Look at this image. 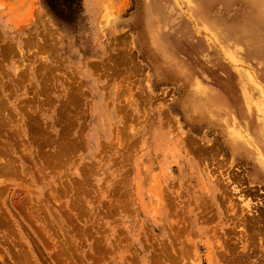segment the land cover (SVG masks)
Returning a JSON list of instances; mask_svg holds the SVG:
<instances>
[{
	"label": "rangeland",
	"instance_id": "374dc122",
	"mask_svg": "<svg viewBox=\"0 0 264 264\" xmlns=\"http://www.w3.org/2000/svg\"><path fill=\"white\" fill-rule=\"evenodd\" d=\"M156 2L0 0V264H264V0Z\"/></svg>",
	"mask_w": 264,
	"mask_h": 264
},
{
	"label": "bare ground",
	"instance_id": "6f19581e",
	"mask_svg": "<svg viewBox=\"0 0 264 264\" xmlns=\"http://www.w3.org/2000/svg\"><path fill=\"white\" fill-rule=\"evenodd\" d=\"M164 5H157L156 4H152L151 6H149L148 8V13H149V27H153L152 29V35L155 37V39H160L161 38V33L162 30L161 28H164L163 25H169V26H173L175 24V20L170 21L168 19V21H165L163 16L161 15L163 10H165V4L167 5V2H165V0H163ZM250 2V1H249ZM165 6V7H164ZM254 8V7H253ZM169 12L173 11L171 8H169ZM250 9V8H249ZM165 13H163L164 15ZM171 14V12H170ZM165 17V16H164ZM253 18V17H252ZM254 19V18H253ZM162 52V51H161ZM180 69H184L181 68L179 66ZM186 71V70H184ZM184 76L187 75V73L183 74ZM189 81V80H188ZM190 82V81H189ZM249 87V86H248ZM190 94L192 96V98L194 100H196V106L195 108L198 109L199 111L205 110L206 112H210L213 109H217L220 111H223L227 117L231 116V107L230 105L225 102L224 100H222L216 93H214L211 89L201 85L200 83L193 81L192 84H190ZM244 97V101H245V107L243 105H241L240 110H239V114H241L242 116H245L246 118V112L250 111V109L252 108L253 104H252V100L250 98V96L246 95L244 93L243 95ZM216 110V111H217ZM204 111V112H205ZM215 112V111H214ZM202 114V113H201ZM212 114V113H211ZM217 118V115L214 114ZM223 115V114H222ZM219 118V117H218ZM224 118V117H223ZM236 120V119H235ZM237 121V120H236ZM230 122V121H229ZM232 123V122H231ZM234 123V122H233ZM232 123V124H233ZM232 128V127H231ZM241 132V131H240ZM229 133V132H228ZM238 135V134H237ZM243 135V134H242ZM230 139L229 141L232 144L233 147V152H243L242 150V146L241 143L243 144L247 143L249 146L250 143L248 142L247 137L243 136H236V135H231L229 136ZM189 141V140H188ZM245 143H244V142ZM239 145V146H238ZM245 152V151H244ZM254 152V151H253ZM250 155V154H249ZM252 155V154H251ZM254 158V161L257 163V165L261 168V170H264V155L261 154V152H255V154L252 155ZM245 202V201H244ZM247 208L249 205V201L246 200V202L244 203ZM257 225V224H256ZM254 227V226H253ZM243 252V251H242ZM180 259V258H179Z\"/></svg>",
	"mask_w": 264,
	"mask_h": 264
},
{
	"label": "trees",
	"instance_id": "16d2710c",
	"mask_svg": "<svg viewBox=\"0 0 264 264\" xmlns=\"http://www.w3.org/2000/svg\"><path fill=\"white\" fill-rule=\"evenodd\" d=\"M71 1H79V0H71Z\"/></svg>",
	"mask_w": 264,
	"mask_h": 264
}]
</instances>
